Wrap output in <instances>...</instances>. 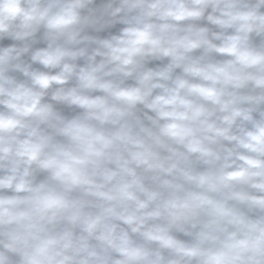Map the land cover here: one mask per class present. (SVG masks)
<instances>
[{"label":"clouds","instance_id":"9594fccd","mask_svg":"<svg viewBox=\"0 0 264 264\" xmlns=\"http://www.w3.org/2000/svg\"><path fill=\"white\" fill-rule=\"evenodd\" d=\"M0 264H264V0H0Z\"/></svg>","mask_w":264,"mask_h":264}]
</instances>
